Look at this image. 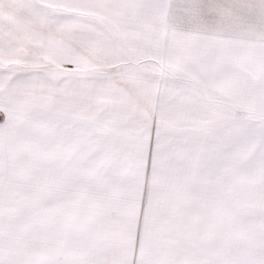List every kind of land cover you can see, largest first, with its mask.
<instances>
[{
  "label": "snow or ice",
  "instance_id": "1",
  "mask_svg": "<svg viewBox=\"0 0 264 264\" xmlns=\"http://www.w3.org/2000/svg\"><path fill=\"white\" fill-rule=\"evenodd\" d=\"M0 264H264V0H0Z\"/></svg>",
  "mask_w": 264,
  "mask_h": 264
}]
</instances>
